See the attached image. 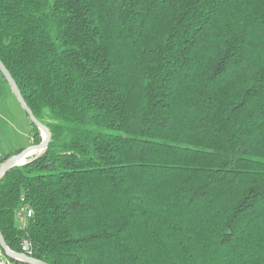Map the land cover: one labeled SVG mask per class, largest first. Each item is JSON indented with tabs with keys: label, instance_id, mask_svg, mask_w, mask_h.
Wrapping results in <instances>:
<instances>
[{
	"label": "trees",
	"instance_id": "16d2710c",
	"mask_svg": "<svg viewBox=\"0 0 264 264\" xmlns=\"http://www.w3.org/2000/svg\"><path fill=\"white\" fill-rule=\"evenodd\" d=\"M0 62L50 133L0 178L11 251L264 264V0H0Z\"/></svg>",
	"mask_w": 264,
	"mask_h": 264
},
{
	"label": "rangeland",
	"instance_id": "374dc122",
	"mask_svg": "<svg viewBox=\"0 0 264 264\" xmlns=\"http://www.w3.org/2000/svg\"><path fill=\"white\" fill-rule=\"evenodd\" d=\"M3 84L7 97L0 94V159L6 156H13L18 151H24L33 146L32 142L35 134L30 123L28 125L29 131H25V124H22L21 121L25 120L26 123L28 118L11 94L7 84L5 82ZM40 138L42 141L41 133ZM16 222L20 226L25 224L23 220Z\"/></svg>",
	"mask_w": 264,
	"mask_h": 264
},
{
	"label": "water",
	"instance_id": "95a60500",
	"mask_svg": "<svg viewBox=\"0 0 264 264\" xmlns=\"http://www.w3.org/2000/svg\"><path fill=\"white\" fill-rule=\"evenodd\" d=\"M0 76L4 80V82L7 84V86L9 87L11 94L15 98L16 102L18 103L22 111L26 114L29 122L33 124L42 134V141L40 142V144L33 145L19 154L11 156L10 158L6 159L4 162L0 164V178H1L11 168L22 166L25 164V162L22 164H17V160L20 157H22L26 152L31 151V150L41 152L42 150L46 149L50 141V133L46 127H44L42 124H40L36 120L32 111L27 106L26 102L24 101L10 73L8 72V70L5 68V66L1 62H0ZM24 248H25V253H16V252L11 251L6 246L3 240V237L1 235V232H0V250L3 252L6 258L13 260V261L20 262V263H25V264H46L28 255L29 243H25Z\"/></svg>",
	"mask_w": 264,
	"mask_h": 264
},
{
	"label": "built area",
	"instance_id": "2783aa9c",
	"mask_svg": "<svg viewBox=\"0 0 264 264\" xmlns=\"http://www.w3.org/2000/svg\"><path fill=\"white\" fill-rule=\"evenodd\" d=\"M32 216V211L29 209L28 206H22L16 213V217L18 220L25 221L26 219ZM25 244V243H24ZM24 244L22 246V250L25 253ZM0 264H18L17 261L10 260L6 258L3 252L0 250Z\"/></svg>",
	"mask_w": 264,
	"mask_h": 264
},
{
	"label": "crops",
	"instance_id": "0c3cea01",
	"mask_svg": "<svg viewBox=\"0 0 264 264\" xmlns=\"http://www.w3.org/2000/svg\"><path fill=\"white\" fill-rule=\"evenodd\" d=\"M3 83H4V80H3V79L1 78V76H0V87H1V89H2V91L0 92V94H1V96L7 97L6 94H5V88H4V84H3ZM8 102H10V101L8 100ZM27 121H28V120H26V123H25V120H22L21 123H22V124H23V123L25 124V131L28 132V131H29V130H28V125H29L30 122H27ZM28 136H29V135H28ZM29 139H30V138H29Z\"/></svg>",
	"mask_w": 264,
	"mask_h": 264
},
{
	"label": "bare ground",
	"instance_id": "6f19581e",
	"mask_svg": "<svg viewBox=\"0 0 264 264\" xmlns=\"http://www.w3.org/2000/svg\"><path fill=\"white\" fill-rule=\"evenodd\" d=\"M39 152L38 151H34V150H31V151H28L26 152L22 157H20L18 160H17V164H22L26 161L27 158L31 157V156H34L35 154H38Z\"/></svg>",
	"mask_w": 264,
	"mask_h": 264
}]
</instances>
